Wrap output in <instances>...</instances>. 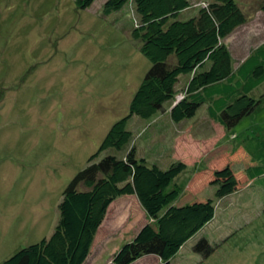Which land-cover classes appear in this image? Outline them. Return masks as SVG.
<instances>
[{
    "label": "rangeland",
    "instance_id": "1",
    "mask_svg": "<svg viewBox=\"0 0 264 264\" xmlns=\"http://www.w3.org/2000/svg\"><path fill=\"white\" fill-rule=\"evenodd\" d=\"M105 1L79 9L75 0H0V263L51 235L64 188L93 154L99 153L97 160L107 153L124 157L134 147L136 157L150 165L184 162L174 181L187 192L177 200L182 204L197 192L214 197L215 185L196 172L227 169L228 160L220 159L225 153L241 173L247 156L240 144L264 137V83L253 91L260 100L254 110L231 129L211 121L206 103L190 118L180 123L170 118L175 124H168L170 109L189 81L182 74L179 92L159 112L163 127L132 115L128 144L99 152L112 125L129 115L130 101L150 67L141 41L132 37L138 26L132 4L105 14ZM207 1L212 0H189L178 19L195 16ZM235 1L246 21L223 40L233 67L264 43V0ZM234 176L241 188L215 198L218 216L206 228L217 243L214 252L203 257L192 251L194 241L187 242L173 264H264V183L246 190L251 182L245 175ZM229 207L231 216L240 213L235 222L225 220ZM148 220L136 196L114 199L85 264H109ZM130 264H158V258L148 254Z\"/></svg>",
    "mask_w": 264,
    "mask_h": 264
},
{
    "label": "trees",
    "instance_id": "2",
    "mask_svg": "<svg viewBox=\"0 0 264 264\" xmlns=\"http://www.w3.org/2000/svg\"><path fill=\"white\" fill-rule=\"evenodd\" d=\"M93 1L75 0L79 9ZM129 2L138 17L132 37L141 41L140 51L150 67L130 101L129 115L112 125L99 152L121 150L128 144L132 133L127 121L132 115L154 122L165 103L179 92L176 86L182 74L190 77L185 94L170 109L173 121L190 118L206 103L209 117L227 130L254 110L260 100L253 91L264 83V43L233 67L223 40L246 21L235 0L207 1L187 20H179L178 15L189 8V0H106L104 12L109 14ZM260 7L264 10V3ZM240 148L247 156L242 174L232 169L235 161L224 153L220 159L228 160L227 169L208 167L195 173L206 184L215 185L214 197L197 192L182 204L177 200L187 192L174 181L185 170L184 162L173 161L167 168L150 165L136 157L134 147L124 157L107 153L97 160L99 153L93 154L64 188L51 235L21 248L0 264H85L109 204L123 195L136 196L149 220L109 264H130L148 254L157 256L158 264H173L184 244L192 241V251L208 257L217 246L205 231L218 216L215 198L241 188H237L234 174L245 175L246 182H251L246 190L264 183V137H251ZM232 207L223 214L225 220L230 218L228 222L240 216H231ZM201 230L203 234L196 237Z\"/></svg>",
    "mask_w": 264,
    "mask_h": 264
},
{
    "label": "crops",
    "instance_id": "3",
    "mask_svg": "<svg viewBox=\"0 0 264 264\" xmlns=\"http://www.w3.org/2000/svg\"><path fill=\"white\" fill-rule=\"evenodd\" d=\"M189 77H190V76H186L187 80H189ZM155 118H156V119H154V122H155V123H156V122L158 123L157 126H158V125H161V126H160V128H161V127H163V126L165 125L164 122H166V121H164L163 116H161L160 114H157V116H156ZM169 119H170V117H169ZM211 121H213V120H211ZM154 122H153V123H154ZM170 122H171V123H168V124H173V123H174L173 121H171V119H170ZM172 122H173V123H172ZM213 122H214V121H213ZM179 123H180V122H179ZM215 123H216V122H215ZM174 124H175V123H174ZM216 124H218V123H216ZM218 125H219L220 127H222L220 124H218ZM160 128H159V127L157 128V130H158L157 132H160ZM223 128H224V127H223ZM203 139H204V138H203ZM205 139H206V138H205ZM207 196H208V195H207ZM209 224H211V222H210ZM209 224H208V225H209ZM208 225H207V226H208ZM206 228H207V227H206ZM206 228H205V231H206ZM203 230H204V229H203ZM203 230H201L200 232H203ZM156 257H157V256H156ZM157 258H158V257H157ZM158 262H159V258H158Z\"/></svg>",
    "mask_w": 264,
    "mask_h": 264
}]
</instances>
